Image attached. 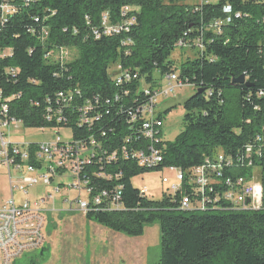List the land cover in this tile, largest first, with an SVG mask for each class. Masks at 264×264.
<instances>
[{"label":"trees","instance_id":"obj_1","mask_svg":"<svg viewBox=\"0 0 264 264\" xmlns=\"http://www.w3.org/2000/svg\"><path fill=\"white\" fill-rule=\"evenodd\" d=\"M186 1L0 0L15 9L0 26V51L10 52L0 61V92L10 118L42 131L73 128L68 122L47 120L61 108L67 115L57 101L61 92L80 91L79 104L109 101L101 109L108 126V136L102 139L106 145L138 136L140 124H128L129 112L149 102L144 90L155 89L154 73L177 74L196 93L184 103L183 132L174 142L159 145L163 164L142 169L134 161L119 162L124 210L85 217L133 238L159 224L158 264H264V203L256 212L183 211L180 193L155 202L141 197L132 184L152 171H189L220 152L238 160L257 135L264 139V96L259 95L264 93V0H219L202 7ZM125 8L133 11L123 16ZM103 16L109 25L131 17L136 22L129 32L97 39L94 31L103 29ZM217 20L223 24L215 32ZM180 41L196 55L178 67L171 57ZM61 49L77 51L76 59L57 63L46 58ZM119 65L130 72L131 82H114ZM242 76L245 84H235ZM72 130L77 135L78 128ZM254 165L264 186V156L254 158ZM37 260L28 264H39Z\"/></svg>","mask_w":264,"mask_h":264},{"label":"built area","instance_id":"obj_2","mask_svg":"<svg viewBox=\"0 0 264 264\" xmlns=\"http://www.w3.org/2000/svg\"><path fill=\"white\" fill-rule=\"evenodd\" d=\"M218 2L219 0H199L197 6ZM132 11L131 8H125L123 16ZM228 11L229 9L226 12ZM14 13L12 5L0 4V26ZM135 22L136 19L131 17L123 24L109 25L108 16H103V29L94 31V36L98 39L101 36L111 37L129 32ZM222 24L221 20L215 21L212 30L220 31ZM200 40L197 41V47L203 51ZM187 48L190 46L184 41L177 45V49ZM65 50L61 49L58 53L50 51L46 58L65 63ZM9 54L10 52L0 51V61ZM132 78L130 72L117 66L114 74L117 85L131 82ZM165 78V88L144 90V94L150 97L149 102L129 112L128 124H140L138 136H127L120 142L106 145L102 139L108 136L105 131L108 126H105L106 118L101 109L108 107L109 101L101 106L98 102L92 103L89 100L79 104L77 100L81 98L80 91L61 92L57 101L68 113L64 115V109L61 108L55 114L50 112L47 120H54L59 124L71 123L73 128H78L77 135L70 140L57 137L51 143L22 144L6 137L10 135L9 129L16 130L21 123L9 117L7 100H3L0 92V168L7 170L12 192L25 196L23 201L11 197L0 205V264H13L26 253L44 248L46 223L48 214L52 212L45 206L53 197L51 194L33 200L27 197L40 184L45 187L54 186L57 193L63 189L75 192L74 199L64 202L69 205L68 212H79L86 216L90 212L114 213L124 210V186L121 184L119 162L134 161L142 169H155L163 164V150L159 145L164 140V123L157 109L163 98L174 95L178 89L186 86L177 74H170ZM259 95L262 97L264 93ZM107 114L109 116L111 112L107 111ZM113 131L114 128H111L110 132ZM263 156L264 139L257 135L255 144L247 146L244 157L238 160L220 152L205 157L202 165L189 171L170 167L167 171L174 173L175 177L172 181L163 178L166 188L164 196L175 199L180 193L179 209L183 211H260L264 203V186L261 170L254 165V158ZM240 169L244 170L243 175L239 174ZM15 172L19 174V178H13L12 174ZM139 192L141 197L149 199L147 189Z\"/></svg>","mask_w":264,"mask_h":264},{"label":"rangeland","instance_id":"obj_3","mask_svg":"<svg viewBox=\"0 0 264 264\" xmlns=\"http://www.w3.org/2000/svg\"><path fill=\"white\" fill-rule=\"evenodd\" d=\"M199 0H187L186 5L194 6ZM66 61H72L77 57V51L65 50ZM196 51L191 48L177 49L171 60L178 67L188 58H193ZM166 76L159 72L154 73L157 89L167 86ZM196 93L192 85H186L178 89L174 95L163 98L160 101L157 112L163 118V139L164 142L172 143L184 130V103ZM170 110L168 113L167 111ZM8 140L16 143H51L57 137L63 140H70L73 137V130H39L25 128L19 124L16 130L9 129ZM256 172V171H255ZM18 173H13L15 178ZM174 173L167 170L145 173L132 181L133 186L138 190L147 189L148 198L159 202L164 198L166 188L163 185V178L174 179ZM63 180L69 182L68 180ZM10 183L6 169L0 168V203L7 196V187ZM35 191H31V197L52 195V201L45 206L53 210L45 228L44 251L38 250L26 253L13 264H28L30 259L37 260L39 264H158L160 257V226L154 224L145 228L142 237L133 238L125 234L117 233L95 221L86 219L79 212H64L69 209L64 199H74L76 193L72 190H62L57 193L53 187L38 185ZM36 195V196H35ZM67 201V200H65ZM1 205V204H0ZM62 209V210H60ZM41 251L44 253L41 255ZM39 261V262H38Z\"/></svg>","mask_w":264,"mask_h":264},{"label":"crops","instance_id":"obj_4","mask_svg":"<svg viewBox=\"0 0 264 264\" xmlns=\"http://www.w3.org/2000/svg\"><path fill=\"white\" fill-rule=\"evenodd\" d=\"M198 4V3H197ZM196 4V5H197ZM163 134V133H162ZM19 178L20 176H19V174L15 177V179L16 178ZM45 187V186H44ZM35 189V188H34ZM34 189H32L31 191H35ZM64 190V189H63ZM62 191V190H61ZM7 192H8V196H7V198L4 200V201H2L0 204H2V203H4L5 201H7L8 199H10L11 197H14V198H16L17 200H19V201H23L24 199H25V196H23L22 194H20V193H18V192H12V190H11V184L9 183V185H8V187H7ZM31 192L29 193V195L27 196L29 199H31V200H33V199H36V198H40L41 196H37V197H34V198H32L31 197ZM36 196V195H35ZM65 200H68V199H64L62 202L64 203L65 202ZM56 209V208H55ZM55 209H53V210H55ZM52 210V211H53ZM60 210H62V209H60ZM62 211H64V212H68V209H66V210H62ZM68 213H71V212H68ZM49 217H50V214H48V220H49Z\"/></svg>","mask_w":264,"mask_h":264},{"label":"water","instance_id":"obj_5","mask_svg":"<svg viewBox=\"0 0 264 264\" xmlns=\"http://www.w3.org/2000/svg\"><path fill=\"white\" fill-rule=\"evenodd\" d=\"M246 80H245V77L242 76L241 78L237 79V80H234V83L235 84H240V85H243L245 84ZM198 93H201V91H199Z\"/></svg>","mask_w":264,"mask_h":264}]
</instances>
